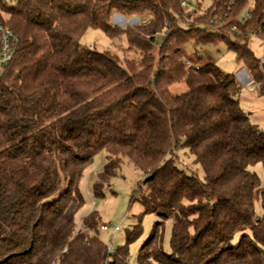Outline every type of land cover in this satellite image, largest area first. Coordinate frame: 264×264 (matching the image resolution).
Here are the masks:
<instances>
[{
	"label": "trees",
	"instance_id": "trees-1",
	"mask_svg": "<svg viewBox=\"0 0 264 264\" xmlns=\"http://www.w3.org/2000/svg\"><path fill=\"white\" fill-rule=\"evenodd\" d=\"M181 3L0 0V20L19 37L0 73V264H129L140 224L114 254L100 239L97 211L75 224L85 203L80 180L101 152L106 164L94 195L103 196L127 159L145 175L134 200L143 215L160 216L139 264H264V186L249 169L264 165V129L235 98L236 75L200 55L193 63L187 52L191 43L225 42L264 95V63L248 45L253 34L264 39V0H254L246 22V0L228 14L225 0L206 9ZM116 13L147 20L121 28L112 23ZM90 28L124 36L139 58L86 46ZM178 83L186 90L174 92ZM183 148L202 178L176 164ZM169 219L170 253L162 247Z\"/></svg>",
	"mask_w": 264,
	"mask_h": 264
},
{
	"label": "rangeland",
	"instance_id": "rangeland-1",
	"mask_svg": "<svg viewBox=\"0 0 264 264\" xmlns=\"http://www.w3.org/2000/svg\"><path fill=\"white\" fill-rule=\"evenodd\" d=\"M195 6L201 4L203 9H206L211 0H189ZM9 6H14L18 0H5ZM2 17L8 20L9 16L2 12ZM114 16V15H113ZM131 18V17H130ZM128 18V20H130ZM140 23H144L147 17H138ZM113 23V17H112ZM114 24V23H113ZM116 25V24H115ZM121 28L137 27L139 24H130L128 21L121 25ZM233 38V37H232ZM159 39V38H158ZM81 42L86 46L96 49L97 51L109 50L119 56H127L131 58H139V54L130 49L126 38L123 36L119 39L109 38L103 31L98 29H88ZM249 47L254 55L261 59L264 57V43L258 36H251ZM189 59L195 63L196 55L203 57L204 62H212L219 66L223 71L236 75L238 82L241 85V91L236 95L243 111L250 117L251 121L259 128L264 129V95H260L256 88L257 85L251 81L241 83L237 77V73L243 69V65L236 60L235 53L228 48L227 44L219 41L213 44H189L187 45ZM201 63V62H200ZM243 79L246 80V74L243 73ZM185 84H175L172 86L174 92H182L186 90ZM176 164L188 173H193L199 177H203V168L200 164L195 163L194 155L187 148L177 151ZM106 164V153L97 154L84 170L83 176L79 183V188L85 201L83 207L75 215V224L77 228H81L84 218L90 213L97 211L100 215V226L108 225L110 229L102 230L99 227L100 239L115 252L120 246L126 243L127 237L140 224L141 234L129 244V264H139L138 256L142 245L148 240L153 226L160 219L157 214H144V208L141 203L134 200L141 193V187H144V173L135 167L133 163L124 160L122 167L117 171L109 183L103 189V196L96 197L94 195V184L97 181L98 175L103 171ZM249 169L254 171L260 180V187L264 186V165L263 163H255L249 166ZM257 215L263 214L261 202L255 203ZM142 219L139 222V218ZM171 219L165 221L164 231L162 235V247L164 251L170 253L171 249V234H172ZM116 226L120 229L114 231Z\"/></svg>",
	"mask_w": 264,
	"mask_h": 264
},
{
	"label": "built area",
	"instance_id": "built-area-1",
	"mask_svg": "<svg viewBox=\"0 0 264 264\" xmlns=\"http://www.w3.org/2000/svg\"><path fill=\"white\" fill-rule=\"evenodd\" d=\"M226 1V11L227 14L232 10V8L240 2V0H225ZM247 4L246 7L244 8L242 15L240 16L241 22H246L251 15V10L253 9V5H254V0H246ZM182 6L184 7L185 10H190L192 8H194V6L190 3L189 0H182ZM117 18H122L125 19V23L128 21L131 25L133 24H141L140 20L138 17H131L130 20H128V18L119 15V14H114L113 16V23L118 25L119 22L117 21ZM214 25H222V21L220 19H214L211 21ZM233 29H236L235 27H233ZM255 36H257L256 34H253ZM252 35V36H253ZM164 34L162 33H157L156 34V38H163ZM262 40V42L264 43V39L260 38ZM19 45V37L18 35L7 25H5L4 22H2L0 20V73L3 72V70L11 63V61L13 60L16 50L18 48ZM261 62L264 63V57H262ZM242 71H245L247 73V71L243 68L240 72H238V78L240 80L241 83H246L247 81H244L241 77L240 74L242 73ZM249 80L251 79L249 74L247 73ZM102 230H108L110 229V227L108 225H102L101 226ZM120 229V226H116L114 228V231H117ZM108 250L111 254H114L113 250L108 247ZM110 264V263H107Z\"/></svg>",
	"mask_w": 264,
	"mask_h": 264
},
{
	"label": "bare ground",
	"instance_id": "bare-ground-1",
	"mask_svg": "<svg viewBox=\"0 0 264 264\" xmlns=\"http://www.w3.org/2000/svg\"><path fill=\"white\" fill-rule=\"evenodd\" d=\"M243 73L246 74V77H247L246 80H244L243 77H242ZM240 77H241L244 81H249V77H248V75H247V73H246L245 71H242V73L240 74Z\"/></svg>",
	"mask_w": 264,
	"mask_h": 264
},
{
	"label": "water",
	"instance_id": "water-1",
	"mask_svg": "<svg viewBox=\"0 0 264 264\" xmlns=\"http://www.w3.org/2000/svg\"><path fill=\"white\" fill-rule=\"evenodd\" d=\"M237 77H238V74H237Z\"/></svg>",
	"mask_w": 264,
	"mask_h": 264
}]
</instances>
